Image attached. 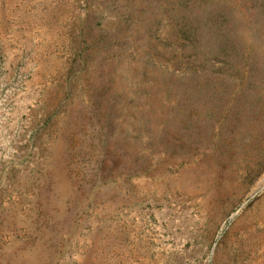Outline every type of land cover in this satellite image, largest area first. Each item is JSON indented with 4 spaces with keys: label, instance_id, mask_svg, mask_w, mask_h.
<instances>
[{
    "label": "rangeland",
    "instance_id": "374dc122",
    "mask_svg": "<svg viewBox=\"0 0 264 264\" xmlns=\"http://www.w3.org/2000/svg\"><path fill=\"white\" fill-rule=\"evenodd\" d=\"M0 264H264V0H0Z\"/></svg>",
    "mask_w": 264,
    "mask_h": 264
}]
</instances>
